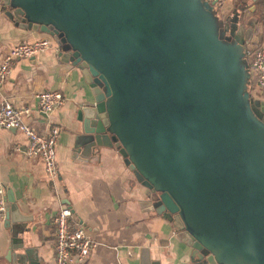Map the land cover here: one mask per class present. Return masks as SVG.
Masks as SVG:
<instances>
[{
  "label": "water",
  "instance_id": "1",
  "mask_svg": "<svg viewBox=\"0 0 264 264\" xmlns=\"http://www.w3.org/2000/svg\"><path fill=\"white\" fill-rule=\"evenodd\" d=\"M0 1L82 70L94 102L78 139L121 148L199 264H264V100L249 95L244 50L255 17L239 6L223 21L206 0ZM13 210L8 196L7 259L38 264Z\"/></svg>",
  "mask_w": 264,
  "mask_h": 264
},
{
  "label": "crops",
  "instance_id": "2",
  "mask_svg": "<svg viewBox=\"0 0 264 264\" xmlns=\"http://www.w3.org/2000/svg\"><path fill=\"white\" fill-rule=\"evenodd\" d=\"M239 6H243L244 20L256 19L244 50L264 46V0H219L214 9L224 21L234 9L241 10ZM44 36L49 34L23 28L8 18L0 1V60L8 47ZM58 52L57 46L15 58L0 85V100L28 107L22 119L36 131L46 133L59 127L55 179L46 177L40 159L26 157V139L20 131L0 128V181L5 199H13V211L26 218L27 229L17 234L23 246L35 248L38 264H53V218L67 205L96 241L79 264H199L193 248L152 207L151 191L126 162L121 148L87 147L78 139L84 118L79 112L94 102V94L77 64L62 59ZM249 60L246 55L250 93L256 75ZM55 87L61 89L63 103L50 112L40 110L36 93ZM257 94V99L264 100V88ZM3 221L4 213L0 217V264H12L7 259L12 256L10 231Z\"/></svg>",
  "mask_w": 264,
  "mask_h": 264
},
{
  "label": "built area",
  "instance_id": "3",
  "mask_svg": "<svg viewBox=\"0 0 264 264\" xmlns=\"http://www.w3.org/2000/svg\"><path fill=\"white\" fill-rule=\"evenodd\" d=\"M217 3L219 0H206ZM57 47L55 40L49 35L30 41H21L6 49L0 60V85L6 79L11 63L18 57H31L45 49ZM250 57V69L255 72V84L251 90L260 91L264 88V46H257L253 50L246 49ZM38 108L50 112L64 101V95L59 87L44 88L36 93ZM29 111L28 107H18L10 101L0 100V128H14L21 132L26 139L24 153L27 158H37L43 164L47 178L55 179L58 174L56 159V145L59 127L54 126L46 133H39L23 121L22 117ZM5 193L0 181V217L5 208ZM54 262L53 264L82 263L96 241L87 232L82 221L75 217L72 209L64 205L54 215Z\"/></svg>",
  "mask_w": 264,
  "mask_h": 264
},
{
  "label": "trees",
  "instance_id": "4",
  "mask_svg": "<svg viewBox=\"0 0 264 264\" xmlns=\"http://www.w3.org/2000/svg\"><path fill=\"white\" fill-rule=\"evenodd\" d=\"M214 6H215V5H214ZM246 55H247V54L245 53V59H246ZM257 92H258L257 90H253V91H252V93H253L254 95H258ZM249 95L251 96V92L249 93Z\"/></svg>",
  "mask_w": 264,
  "mask_h": 264
},
{
  "label": "rangeland",
  "instance_id": "5",
  "mask_svg": "<svg viewBox=\"0 0 264 264\" xmlns=\"http://www.w3.org/2000/svg\"><path fill=\"white\" fill-rule=\"evenodd\" d=\"M213 9H214V8H213ZM214 10H215V12H216L215 14L218 16V13H217L216 8H215ZM220 34L223 35L221 31H220Z\"/></svg>",
  "mask_w": 264,
  "mask_h": 264
}]
</instances>
